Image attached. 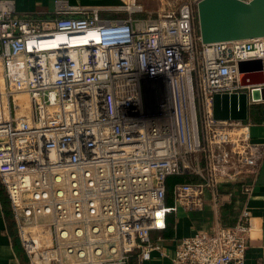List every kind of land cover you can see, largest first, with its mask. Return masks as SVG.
<instances>
[{
    "label": "built area",
    "instance_id": "1",
    "mask_svg": "<svg viewBox=\"0 0 264 264\" xmlns=\"http://www.w3.org/2000/svg\"><path fill=\"white\" fill-rule=\"evenodd\" d=\"M197 1L142 17V0H123L128 15L111 18L62 0L21 17L0 0V182L28 264H143L178 206L216 210L226 183L250 192L264 146L249 123L215 119L213 97L250 89L239 63L264 72V36L202 43ZM172 176L189 180L167 204ZM250 230L243 209L183 237L171 261L244 264Z\"/></svg>",
    "mask_w": 264,
    "mask_h": 264
},
{
    "label": "crops",
    "instance_id": "2",
    "mask_svg": "<svg viewBox=\"0 0 264 264\" xmlns=\"http://www.w3.org/2000/svg\"><path fill=\"white\" fill-rule=\"evenodd\" d=\"M15 2L16 14L21 17L36 16L50 17L55 11L57 0H13ZM69 4L93 5L103 7V17L120 18L128 14L119 11L123 0H62ZM144 1V0H142ZM152 1V0H150ZM178 0H164L155 4L145 5L146 13H157L162 8H173L177 6ZM154 2V1H152ZM164 4V5H163ZM156 8V9H155ZM141 14H138L139 16ZM156 15V14H155ZM264 73V72H263ZM260 79L253 69L247 70L243 81L253 82ZM250 89H242L241 92H248L247 119L250 135L253 142L264 146V101L254 102L250 98ZM236 183L222 184L219 187L221 201L215 210L210 204H206L202 210H186L178 206L176 211L168 215L170 225L163 230H152L151 239L161 246V250H154L151 259L143 264H173L171 255L179 241L191 235L195 230L208 229L216 222L230 226L235 224L243 209L250 214L251 230L249 232L248 245L245 254L244 264H264V153L255 179L252 182L251 190L245 194L241 186L239 191ZM242 197H241V195ZM232 201L231 209L225 208ZM137 252L132 264H138ZM136 256V258L134 257ZM0 264H28V257L21 246L17 233V226L13 218L10 200L5 187L0 182ZM130 264V261H129Z\"/></svg>",
    "mask_w": 264,
    "mask_h": 264
},
{
    "label": "water",
    "instance_id": "3",
    "mask_svg": "<svg viewBox=\"0 0 264 264\" xmlns=\"http://www.w3.org/2000/svg\"><path fill=\"white\" fill-rule=\"evenodd\" d=\"M199 35L201 42L245 40L264 36V0H198L196 3ZM242 75L240 83L252 86V101H264L262 61L251 59L239 63ZM253 69L260 79L243 81L247 70ZM248 92L216 94L213 97V117L219 120L247 119Z\"/></svg>",
    "mask_w": 264,
    "mask_h": 264
},
{
    "label": "rangeland",
    "instance_id": "4",
    "mask_svg": "<svg viewBox=\"0 0 264 264\" xmlns=\"http://www.w3.org/2000/svg\"><path fill=\"white\" fill-rule=\"evenodd\" d=\"M182 1H184V0H178L177 3H181ZM143 3L146 6L148 4L152 5V3H154L156 8L159 6V5L157 6V4H159V1L152 2L150 0H144ZM152 14L155 15L156 13L154 12ZM141 16L142 17H146V16H150V15H149V13H146L145 12ZM197 21H198V19H197ZM198 32H199V25H198ZM1 77L3 78V74L2 73H1ZM150 93H151V91H149V89H148L147 95H150ZM151 95H152V93H151ZM16 99H17L18 103L21 106V109L19 110L18 113L20 115H29V114H31V112H32L31 110L32 109H31V99H30V96L29 95H20V96H17ZM6 107H7V103H5V109L7 111V108Z\"/></svg>",
    "mask_w": 264,
    "mask_h": 264
},
{
    "label": "trees",
    "instance_id": "5",
    "mask_svg": "<svg viewBox=\"0 0 264 264\" xmlns=\"http://www.w3.org/2000/svg\"><path fill=\"white\" fill-rule=\"evenodd\" d=\"M141 15H139V16H141ZM188 180L189 179H187L186 177H178V176H172V177H169L167 179V182H166L167 183V193H168L167 204H172V199L170 197V191H171L172 185L174 183H176V182L188 181ZM226 184H230V183H226ZM236 184H237V189L236 190L239 191V187L241 186V184L240 183H236ZM241 197H242V195H241ZM231 204H232V201L228 205H226L225 208L231 209V206H232ZM170 223H171V221L168 220V219H166V226H165V228H167L168 225H170ZM134 257L136 258V256H134ZM134 261H136L134 258H130V264H132Z\"/></svg>",
    "mask_w": 264,
    "mask_h": 264
}]
</instances>
